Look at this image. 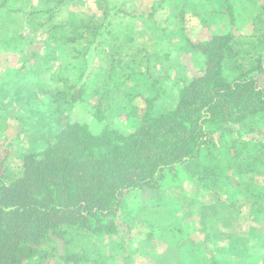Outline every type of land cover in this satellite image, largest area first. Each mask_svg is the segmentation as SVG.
I'll use <instances>...</instances> for the list:
<instances>
[{"label": "trees", "instance_id": "obj_1", "mask_svg": "<svg viewBox=\"0 0 264 264\" xmlns=\"http://www.w3.org/2000/svg\"><path fill=\"white\" fill-rule=\"evenodd\" d=\"M10 1L0 0V9L27 22L39 16L34 30L58 43L39 58L44 65L61 59L53 77L56 86L46 89L50 104L66 111L91 107L94 123L67 117L37 149L13 155L7 152L11 145L0 150V264H114L117 257L135 264L122 248L124 237L129 242L142 237L163 248L158 258L162 261L172 246L185 245V238L196 245L199 234L206 244L211 227L207 213L197 214L198 227L191 233L177 224L192 215L191 208L177 209L185 185L193 186L195 195L233 210L218 213L220 221L233 215L244 224L246 218L264 214V195L245 196L237 205L227 204L225 197L233 182L234 187L245 183L243 194H252L248 187L255 178L247 176L264 160V144L255 155L244 145L264 141V0H223L218 15L225 16L226 28L210 33L213 23L208 20L203 22L205 39L182 37V50L197 53L201 68L176 95L162 78L149 73L151 62L160 58L156 43L143 35L114 33L113 22L152 19L156 3L166 2L183 33L186 20L193 27L211 19L215 10L207 9L209 0H181L180 8L171 0H151L147 5L146 0H90V6L96 5L90 7L91 14L69 10L64 16H60L64 8L79 0H41L39 9L30 10L9 8ZM242 14L251 23L248 35L233 32ZM60 29L63 35L55 34ZM157 29L162 34L168 30ZM94 51L100 61L111 60L112 68L116 61L130 67L127 81L119 78L125 83L111 89L121 104L119 112L111 104L90 106L88 90L93 89L90 76L84 74L91 59L75 62ZM69 55L73 61L64 60ZM42 64L22 66L18 72L38 74ZM141 65L146 68L138 73ZM225 70L233 76L230 80ZM130 81L134 86L125 91ZM137 99L144 106L137 107ZM123 112L134 123L130 129L117 128L112 120ZM233 132L241 135L232 137ZM228 171L239 179L233 181ZM133 230L138 233L132 235Z\"/></svg>", "mask_w": 264, "mask_h": 264}, {"label": "rangeland", "instance_id": "obj_2", "mask_svg": "<svg viewBox=\"0 0 264 264\" xmlns=\"http://www.w3.org/2000/svg\"><path fill=\"white\" fill-rule=\"evenodd\" d=\"M150 1L146 0L145 4H149L148 2ZM171 1L176 2L175 4L180 8L181 0ZM209 1L212 4L207 6V9L212 8L215 10V13L211 15V19L210 17H206L204 20H201V23L199 22V24H195L193 27L186 20L182 23L183 26H186L183 33L187 30L184 34L180 31L182 27L181 23L175 20L177 19V15L171 11L166 2L163 5L158 4V2L156 3L152 19L136 20L133 24H128L126 18L116 19L113 22L112 30L114 33L123 31L128 36L132 34L143 35L145 40L156 43V49L159 48L160 52L158 57L160 58L159 60L157 59L151 62L153 67L149 73L152 76L162 78L168 90L176 95L183 82L200 74L201 68V57L197 53L191 49L182 50V37L184 35H190L192 40H203L208 31L210 33H216L219 29L226 28V22H224L225 16L218 15V12L223 9L221 7L223 6V0ZM89 2L90 0L73 1L70 4V8H64V13L61 12L60 16H64L69 10L89 15L92 13L89 10L90 7L96 9V5L90 6L88 4ZM40 3L41 0H11L8 2V6L9 8L13 6L14 8L30 10L32 8L39 9L40 7L38 5ZM189 11L190 8L188 13H190ZM242 15L241 20L238 22L239 28H234L233 32L239 33L238 30H240L248 35L251 30V23L246 19L245 14ZM213 16H216L214 20ZM217 18L221 22H218ZM208 20L213 24L209 25V30L206 31L203 22L209 23ZM40 22L41 19L37 15L32 17L30 22H27L25 17H20L8 10L0 9V150H5L8 145H11L9 150L6 149L9 155H13L14 152L17 154L18 150L21 149H37L39 144L42 145L45 143L48 133L55 130L58 124L66 121L67 117L94 123L91 107H89V111L79 106L72 107L71 111H66L62 107L55 110V107L50 104L46 89L56 86L53 77L55 69L61 59L59 57L47 65L42 64L39 59L45 55L48 48L52 49L58 46V43L49 40L45 33L39 34L34 30V27H38V23ZM157 28H168V30L162 34L157 31ZM55 34L63 35V30L60 29ZM105 46H109V42ZM57 55L60 56V50H57ZM165 56L168 57L166 58ZM89 57L91 63L87 65L88 67L84 77L90 76V88L93 89L91 92L88 90L90 106L97 104L101 106L100 104H103L100 108H106L107 105L111 104V109L114 112H119L121 104L116 103V91L111 92V89H113L112 86L124 82L119 78L127 81L128 77L126 73L130 69L128 63L125 64L124 62L119 63L116 61L117 67L112 68V61L104 59L100 61V56L95 51L89 53L86 57H77L75 63H85ZM72 58L73 55H69L64 60L68 59L73 61ZM36 63L43 65L39 68L38 74L35 71L29 74H24L22 71L18 72L22 66H28V69H30ZM145 68V65H141L136 68V71L139 73L144 71ZM224 72V76L227 79L230 80L233 77L226 70ZM110 73L114 75L111 79L109 78ZM78 75L75 74V78ZM146 77L145 82L150 83V78L148 76ZM126 86L123 89L128 91L134 85L130 81ZM138 89L139 87L136 90ZM141 89L143 88L141 87ZM124 93L122 92V94ZM5 95L6 97H4ZM122 99L120 98L118 100L121 101ZM136 106H144L141 99H137ZM125 114L124 112L120 113L112 119L116 127L122 130L130 129L134 125L131 118H126ZM262 129L264 130V128ZM239 134L241 135L239 132H233L232 137H239ZM262 135L264 136V131ZM256 142L255 140H251L250 142L244 143L247 148L249 146L251 147L254 155L259 152L260 145L264 144V141L262 143ZM245 163L247 164V162ZM227 175L233 181L238 180L240 177L233 171H228ZM252 177L255 180L248 187L252 194H243L246 189L244 186L245 183L243 182L238 187H234L235 182H233L225 189L227 196H224L228 198L226 201L227 204L232 203L237 205L239 203L238 201H242L245 196L247 198V196L253 194L255 195V199H257L256 195L259 197L264 195V160L259 161L256 171L247 176V178ZM193 191V186L185 185L183 187L181 193L182 198H179L177 202V209L186 212L191 208L192 215L185 216L177 224L178 226L184 225V229L191 233L193 228L198 227L197 220H199V215L197 214L204 215V212L207 213V223L211 226L209 228V242L205 244V237L199 234L195 239L196 245L193 242H189L188 238H185V245L172 246L168 251V258L162 261V259L160 260L158 258L159 256L161 257L163 248L152 245L142 237L136 238L135 236L131 242L128 241L129 238L126 239L124 237L120 243L123 241L122 248H124L125 254H131L135 264H168L167 262L169 264H216V262L219 264V260H222V264H264V214L260 212L258 215L251 216L250 219L246 218V222L241 224V219L229 215L230 212L231 214L234 212L233 210L229 211L225 204L218 202L211 203L204 196L195 195ZM218 213H229V216L220 221L217 218L219 216ZM218 223H221L220 225L223 227L222 231L226 234V241L219 240L216 235L218 229H220ZM136 233H138L137 230L131 231L132 235H136ZM193 234L196 235L194 232ZM110 248L114 253L117 251V249L115 250L117 248L116 244L111 245ZM219 250H222L221 253H226V255L221 254L222 256L219 258ZM117 259L118 262L114 261V264H131L124 262L125 260L123 261L122 257H117Z\"/></svg>", "mask_w": 264, "mask_h": 264}, {"label": "crops", "instance_id": "obj_3", "mask_svg": "<svg viewBox=\"0 0 264 264\" xmlns=\"http://www.w3.org/2000/svg\"><path fill=\"white\" fill-rule=\"evenodd\" d=\"M219 224V227H220V229H218V231H217V236H218V239L219 240H225L226 241V239H227V237H226V234H225V232L224 231H222V226L220 225L221 223H218ZM222 252V250H219L218 251V255H219V258L222 256V255H226V253H221ZM222 254V255H221ZM167 260H169V259H167ZM163 261H164V259H163ZM220 262H219V264H222V260H219ZM168 264H169V262H167ZM178 264H183V263H178ZM216 264H218L217 262H216ZM224 264V263H223Z\"/></svg>", "mask_w": 264, "mask_h": 264}]
</instances>
